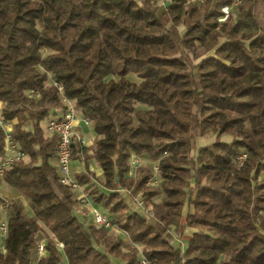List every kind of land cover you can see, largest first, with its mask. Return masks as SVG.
I'll list each match as a JSON object with an SVG mask.
<instances>
[{"label": "trees", "instance_id": "trees-1", "mask_svg": "<svg viewBox=\"0 0 264 264\" xmlns=\"http://www.w3.org/2000/svg\"><path fill=\"white\" fill-rule=\"evenodd\" d=\"M158 1L0 0V112L15 120L11 136L27 158L1 179L30 208L6 200L0 264H63V257L66 264H111L109 255L139 263L129 243L73 214L75 193L52 163L57 136L44 135L40 123L64 108L62 97L96 135L90 147L72 144V158L102 170L93 180L109 192L95 190L93 202L118 214L112 222L143 246L148 264H264L261 0ZM208 133L215 139L195 148L196 136ZM3 145L0 128V156ZM131 154L157 161L159 184L146 186L153 169L145 167L131 191L150 201V219L128 212L121 193L110 190L126 185ZM74 177L84 186L92 176ZM43 226L52 237L46 254L32 260Z\"/></svg>", "mask_w": 264, "mask_h": 264}, {"label": "built area", "instance_id": "built-area-1", "mask_svg": "<svg viewBox=\"0 0 264 264\" xmlns=\"http://www.w3.org/2000/svg\"><path fill=\"white\" fill-rule=\"evenodd\" d=\"M239 1L240 0H234L233 5L237 4ZM229 9L230 7L226 5L222 7V11L224 14L222 17L219 18V20H223L227 16ZM62 100L64 102V108L61 109L60 115H53L48 117L45 123V128L47 132L50 134H55L57 136L55 159L60 181L63 184L68 185L74 192L77 191V193L75 194V199L77 200L78 204L88 209L89 217L94 224L103 228L113 227L114 223L112 222L111 214L109 213V217L100 208L92 204V201L90 200L89 196L83 191V186L77 182V180L72 174L71 162L74 159L72 158V144L76 142L79 146H83L84 140L79 137L74 130V121L76 119L78 109L71 100L65 97H62ZM12 123L13 122L11 120H5L0 112V128L4 132V153L2 156H0V178H2L4 171L14 161L25 157V153L21 150L18 143L11 136ZM245 157L246 153L243 151L236 156L235 160L240 164L245 159ZM138 161L139 157L136 154H132L130 160L132 166L137 165ZM154 170L156 173L158 172L157 168H155ZM149 179L153 180V177H150ZM122 189L123 188L120 187L119 184H116L114 190L119 192ZM0 197H2L1 192ZM135 203L137 205V211L140 215L147 214L148 210L144 206L143 200L141 198H136ZM5 208L6 200L4 199V201L0 203V209H3L5 211ZM261 212L264 213V210H262ZM6 234V219H1L0 240L3 241ZM54 244L58 250H62L63 244L60 241L54 239ZM34 252L36 258L43 256L46 252L45 242L38 240ZM141 263L147 264V261L142 257Z\"/></svg>", "mask_w": 264, "mask_h": 264}, {"label": "rangeland", "instance_id": "rangeland-1", "mask_svg": "<svg viewBox=\"0 0 264 264\" xmlns=\"http://www.w3.org/2000/svg\"><path fill=\"white\" fill-rule=\"evenodd\" d=\"M162 1L163 0H159L158 3H162ZM257 8L259 10L260 9H264V0H261V4H259L257 6ZM182 29H183V27L182 26H179V30H182ZM128 78L131 79V80H135V81H138L139 80L133 74H129L128 75ZM63 104H64V102H63V100L61 98V100L59 101V105L58 106H63ZM11 121L12 122H15V120H11ZM40 123H41V126L43 128V134L44 135H50V133L47 132L46 128H44L45 127V123H46V119L45 120H42ZM29 127H30V125L28 123L25 126V128H29ZM86 128L88 129V127H86ZM11 130H12V128H11ZM77 135L79 137H81V135H79V134H77ZM219 138L221 140H224V141H229L230 140V135H228V134H221ZM214 139H215V134H211V133L204 134V135H197L196 136V139L194 141V146L196 148L197 146H202L204 144H208V143L212 142ZM83 144H86L85 141H84ZM88 153L91 154L92 153V150H89ZM131 155H130V157L128 159V170H127V173H126V176H127L128 179H127L126 185L124 187H122L118 182H114L112 184V188L110 190L111 191H115L114 189H115L116 184H119V186L123 188L119 192L121 193V195L123 196L125 202L127 203L128 207H129L128 212L136 211L138 215H140V214L137 211V205L135 203V199L136 198H141L143 200L144 206L146 207V209L148 210V212H147V214H145V215H142L141 214L140 216L150 219L153 216V206L150 203V201H149V203H146L145 198L141 195V192L140 191L137 192L134 195L131 194V191H132L133 185L135 184V182H136V180L138 178L139 169H141V168L152 167V169H153V175L151 176V177H153V180L152 179H149L150 178L149 177L146 180V186H156V185L159 184L160 177L157 174L158 172L156 173L155 170H154L155 168L158 169V167H156L157 166V161L154 160V159H151V158H149L147 156L137 155L139 157L138 164L132 166V164L130 163ZM26 159L27 158L24 157V160H26ZM79 161H83L84 168H85V170L83 172L86 171L88 174H90L92 176L90 178V180L83 186V188H82L83 191L85 192V194H87L89 196L90 200L92 201V204L96 205L98 208H100L104 213H106L110 217L109 212L105 208H103L99 204H95L93 202V200H92V192H94L95 190H97L98 192H104V193L109 192L108 189L104 188L100 184L101 181H99V180H97V181L96 180H93V178L98 177V176L101 178L102 170H99L100 167L96 164V162L94 160H91L87 165H86V163H85L84 160H79ZM85 165H86V167H85ZM262 176H264V171H262L260 173V175H259L258 178H261ZM128 182H131V184H129ZM6 188H7V186H6ZM8 189H9L8 191L5 190V192H3L2 197L5 200L11 199V198H17V197L14 196V194H19L18 191H16L13 188H11V189L8 188ZM74 193L76 194L77 191H75ZM160 198H161V195H158V196L153 197L151 200L154 201V202H158L160 200ZM24 205H25V208L27 210L26 212L29 213L30 211H29L28 203H25ZM74 210L77 212V214L75 213L76 218L80 222H82L84 225H87L88 223L94 224L91 221L90 217H89L88 209L86 207H83L80 204H78L77 200H76V204L74 205V208H73V211ZM188 210H189V208L187 206H184L183 209H182L183 214H185ZM262 210H264V209H262ZM4 212L5 211L3 209H0V214H1V219L2 220L5 219V213ZM80 214H82V216ZM262 214H264V213H262ZM111 217H112V219L113 218L117 219L118 218V214H111ZM121 222H125V221L122 220ZM94 225H95V227L100 228V226H97L96 224H94ZM101 228H103V227H101ZM103 229H105L106 232H107V235L111 236L113 239H116V238L119 237L125 243H129L130 246H131L129 250H132V251L135 252V254H137V256L139 258V263L138 264H142L141 263V259L143 257V255H142L143 246L141 244H139L136 241L132 240L127 235V233L125 231L121 230L116 224L113 227L103 228ZM170 231L172 233V237L170 238L171 242H173L174 244H177L179 242V240L176 238L177 233L174 230V227L173 226H170ZM186 234L188 235V233H186ZM187 235L183 236V238L180 240L181 247H184L185 246L186 241H187ZM47 236L52 237V235L48 231V229L45 226H43L42 231L40 233H38V240L46 243V237ZM97 248L100 251H103L104 250L102 246H97ZM122 250L125 251L127 249L126 248H122ZM45 254H46V252L44 253V255ZM34 259H36V255L35 254L32 256V260H34ZM63 259H64L63 264H66L65 263L66 261H65V258L64 257H63ZM109 259H110L111 264H124L123 263L124 261L122 259L118 258V257L109 255ZM147 264H148V262H147Z\"/></svg>", "mask_w": 264, "mask_h": 264}, {"label": "crops", "instance_id": "crops-1", "mask_svg": "<svg viewBox=\"0 0 264 264\" xmlns=\"http://www.w3.org/2000/svg\"><path fill=\"white\" fill-rule=\"evenodd\" d=\"M1 104L2 103L0 101V108H1ZM60 112H61L60 108L53 109V110H51L50 116L51 115L58 116V115H60ZM85 126L88 127V129ZM74 129H75L76 133L81 135V137L84 139V141L86 143V144H84V146H88V147L92 146V144L94 143L96 135L92 130V126H91L90 121L88 119L84 118L82 116V114L80 113V111H78V113L76 114V119L74 121ZM89 150H91V149H89ZM79 160H82V159H80L79 157H75L71 162V171H72L73 176H75L76 174L83 172L85 170L83 161H79ZM52 163L54 165H56V159L55 158L53 159ZM99 170H101V169H99ZM6 186H7V188H6ZM8 188L11 189L12 187L0 178V189H1L0 192H1V194H3V192H5V190L8 191L9 190ZM14 196L19 198L23 204L28 203V200H26V198H24L22 195L14 194ZM25 210H26V208H25ZM29 211H30V208H29ZM75 213L77 214V212L74 210L73 214L75 215ZM80 215L82 216V214H80ZM0 248L3 250V241L2 240H0Z\"/></svg>", "mask_w": 264, "mask_h": 264}]
</instances>
